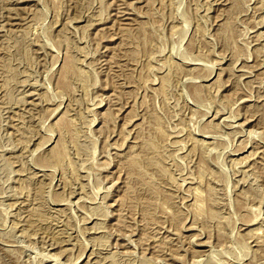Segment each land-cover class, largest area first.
Wrapping results in <instances>:
<instances>
[{
  "label": "rangeland",
  "instance_id": "obj_1",
  "mask_svg": "<svg viewBox=\"0 0 264 264\" xmlns=\"http://www.w3.org/2000/svg\"><path fill=\"white\" fill-rule=\"evenodd\" d=\"M0 264H264V0H0Z\"/></svg>",
  "mask_w": 264,
  "mask_h": 264
}]
</instances>
